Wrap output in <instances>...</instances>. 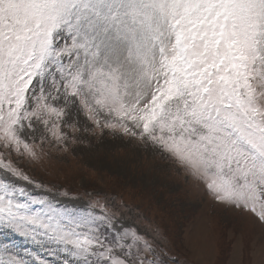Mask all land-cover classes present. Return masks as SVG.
<instances>
[{
    "label": "snow or ice",
    "instance_id": "snow-or-ice-1",
    "mask_svg": "<svg viewBox=\"0 0 264 264\" xmlns=\"http://www.w3.org/2000/svg\"><path fill=\"white\" fill-rule=\"evenodd\" d=\"M109 136L264 229V0H0V264H178L138 208L40 176Z\"/></svg>",
    "mask_w": 264,
    "mask_h": 264
},
{
    "label": "rangeland",
    "instance_id": "rangeland-1",
    "mask_svg": "<svg viewBox=\"0 0 264 264\" xmlns=\"http://www.w3.org/2000/svg\"><path fill=\"white\" fill-rule=\"evenodd\" d=\"M36 167L51 183L96 189L138 208L166 235L178 264H264V229L214 205L170 161L135 142L92 138Z\"/></svg>",
    "mask_w": 264,
    "mask_h": 264
}]
</instances>
